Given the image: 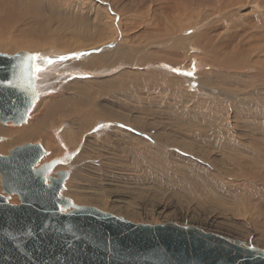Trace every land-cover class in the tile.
I'll return each mask as SVG.
<instances>
[{
  "label": "bare ground",
  "instance_id": "6f19581e",
  "mask_svg": "<svg viewBox=\"0 0 264 264\" xmlns=\"http://www.w3.org/2000/svg\"><path fill=\"white\" fill-rule=\"evenodd\" d=\"M192 1L168 0L170 9L164 5L163 18L155 15L151 21H146L141 33L125 37L130 41L127 44L130 48L120 43L110 51H101L104 46L100 42L108 39H100L103 28L98 21L99 14L94 15L93 23L72 26L66 39L50 32V37L39 45L20 41L26 50H40L37 53L51 47L55 49L43 54L22 51L34 54L35 68L44 69L34 77L35 92L41 99L34 104L24 124L0 125V153L23 142L42 141L48 150L47 158H51L59 132L63 147L72 151L81 142V136L92 129L95 119L111 122L100 121L96 127L100 131L92 137H88L89 133L83 137L78 160L97 159L92 150L100 146L108 151L112 144L115 147L111 151L116 152L117 157L114 154L109 160H115L114 165L118 159L126 161L127 164L118 162L125 172L130 171L129 166L136 173L142 170L144 174L139 179H153L158 184H154L156 197L163 199L166 192L179 193L185 200H198L214 211L231 209L240 217L250 214L254 225L264 226V0H215L217 13H226L201 25L187 20L191 18L189 7L195 3ZM59 3V8L52 7L60 11ZM175 10L180 14L175 15ZM63 16L69 18L67 26L74 23L70 21V14ZM188 32L190 41L196 45L193 53L185 51L186 39L181 37ZM113 35L110 34L109 39ZM143 38L149 42L146 47L139 46ZM0 48L13 52L14 46L8 43ZM94 50L96 53L91 54ZM45 58L53 63L46 64ZM186 59L191 60L185 63ZM124 68L132 71L125 72ZM85 69L93 72H85ZM138 70H147L148 74ZM42 72L48 75L47 80L50 74L56 79L46 83ZM189 72L191 75L187 74ZM62 81L68 83L65 88L68 94L62 92L42 99L53 84ZM192 87L197 90L190 89ZM147 97L161 100L153 110L145 109L142 104ZM67 118L71 121L68 129L50 130L56 125L61 128ZM120 124L133 126L128 129L134 134L161 128L162 133L155 132L156 136H152L158 146L144 147L145 140L119 129ZM101 130H108L109 134ZM118 134L127 136L128 141L124 142ZM71 156L69 153L65 158ZM219 163L220 169H214ZM75 176L77 178L78 174L73 178ZM70 182L67 179L66 184ZM66 187L73 191L72 185ZM70 195L72 204L95 200L93 196L81 195L78 189ZM159 200L154 212L161 213L166 205ZM10 202L17 200L13 197ZM61 210L65 213L68 208ZM125 210L128 208L124 207L123 212ZM134 211L130 216L139 214Z\"/></svg>",
  "mask_w": 264,
  "mask_h": 264
},
{
  "label": "water",
  "instance_id": "95a60500",
  "mask_svg": "<svg viewBox=\"0 0 264 264\" xmlns=\"http://www.w3.org/2000/svg\"><path fill=\"white\" fill-rule=\"evenodd\" d=\"M34 54H0V123L21 125L38 99ZM2 138H0V141ZM26 144L0 156V264H264V251L176 224H133L61 196L65 172ZM16 195L18 205L8 198ZM71 208L64 214L61 209Z\"/></svg>",
  "mask_w": 264,
  "mask_h": 264
},
{
  "label": "rangeland",
  "instance_id": "374dc122",
  "mask_svg": "<svg viewBox=\"0 0 264 264\" xmlns=\"http://www.w3.org/2000/svg\"><path fill=\"white\" fill-rule=\"evenodd\" d=\"M52 1H54V4L52 3L53 5H51ZM58 1L60 2L59 4H61L60 11H58L59 9L57 10L56 8H53L55 7L54 5L59 8L57 4ZM192 2L195 3L194 5L189 7L191 9V18H187V20H192V22H194V24L196 25L207 23V21H210L211 19H214L218 16H222L226 13H217V4L215 3V0H193ZM164 5L167 7V9H170V4L168 3V0H39L38 2H32L27 0H0V46H4L8 43H11L12 47L14 46V48L12 49L13 52H8L0 48V54L14 56L22 51L33 52L34 50L24 49L25 46H22L20 41L25 40L27 42H33L36 43V45H39L41 41L50 37V32L55 33V35L58 34V38L60 37L61 39H66L70 36V34L67 33H71L73 29L72 26L76 28L80 25H84V23L86 22H88V24L93 23L94 15L97 16V14H99L98 21H100L101 26L103 28V33L100 39H108V41L100 42V44H103L102 46H104L101 51H103L104 49H106V51H110L114 48V46L116 47V45L118 46L121 44L123 45V47L127 46V48H130L128 46L130 44V41L128 42V39L125 40V37L127 38L129 36H135L141 33L144 29L146 21H151L153 16L159 15L161 18H163L164 14L162 13V10H164ZM38 7H40V9ZM37 12L39 15L37 14ZM41 12L43 14H41ZM67 13L70 14V21L74 20V23H72L71 26H67L69 22L66 20H68L69 18L67 19V16H63ZM174 14L179 15L180 12L178 10H175ZM45 19L48 21H46ZM45 26L46 28H44ZM59 29L60 31H58ZM39 30L42 32H40ZM187 31L190 30H186L185 32ZM112 33L114 35L109 39V35ZM179 34L180 33H178V35ZM181 37L186 39V42L184 43L185 51L191 50L193 53L192 48H195L196 45L195 43H192L190 41L191 34L188 32V34L182 35ZM140 42L142 43V45L139 44L140 47H146L149 45V42H145V38L141 39ZM105 46L107 48H105ZM53 48L55 49V47H51L40 53H50L51 50H54ZM98 49H100V47L97 48V50ZM154 49L156 50L157 47H154ZM38 51L40 50L34 51L33 53L40 54L37 53ZM55 51L58 50L56 49ZM94 53H96V50L92 51L91 54ZM190 60L191 59H186L184 62L188 63ZM123 70H125V72L132 71V69L127 68H124ZM84 71L93 72L86 69ZM138 71L140 73L148 74L147 70ZM42 74V80H44L46 83L50 84V82H53L56 79L54 75L50 74L48 81V75L45 76L44 72H42ZM170 74L171 73H169V75ZM169 75L167 77H169ZM85 77L90 78L89 76ZM67 86L68 83H64V81L57 82L55 83V85L53 84L51 87V91H49V94L43 96L42 99L46 97V99H48L49 97L55 94L59 95L62 92L68 94L65 89ZM189 87L190 86H188V89ZM190 89H195V87H192ZM153 94L156 95L157 92L153 91ZM39 99H41V97L37 99L35 105L39 102ZM144 99L145 103H143L142 105L145 107V109L150 110H153V108L158 105V102L161 100L159 97H147ZM147 118H149V116ZM149 120H151V118H149ZM100 121L105 123H111L100 119H95L93 121L94 125L92 129L81 136L82 143L80 142L78 145L79 147L76 146L75 150L72 151L68 148L66 149L65 147H63V142L61 143L63 139L61 137V132H59L55 136V138L58 137V139H55L57 142L55 146V153L53 154L54 156L51 158H47L46 153V156L43 157L44 159L42 158V163L38 166L40 167L43 164L51 162L53 160L58 161V166L55 167V169H53L49 173L50 175L48 178L47 185L50 183V178L57 179L58 173L65 172L67 174V177L64 180V188L61 191V196L63 198H67L70 200V198H72L70 194L75 192V190L77 191L78 189L81 195L84 194L88 197L93 196L95 200L93 199L84 204L73 203L74 206H85L95 208L101 212L108 213L116 217H121L124 220L129 221L133 224L150 226L176 224L180 227H193L202 230L205 233L228 237L230 239L243 242L248 246L260 248L264 251V226L258 227L257 225H254L252 223L253 220L250 214L240 217L236 216V214H234L233 210L231 209L225 212H221L219 210L214 211V208L210 209V206L208 204L202 205L198 200H185L184 196L179 193L166 192L165 195H163L164 197H162L163 199L156 197V193L154 192V184H158L153 179H139L142 178L144 174L141 168V171L136 173V171L133 170L134 168L129 166L128 169L130 171L125 172L123 166L119 165L120 163L118 162L127 164L126 161H119L118 159L116 160V164L114 165L115 160H109V157L111 158L114 156V154H116V152L111 151L115 147L112 144H110L112 149L108 151H103L100 146L92 150L94 152L93 154L97 156V159H92L94 161L78 160V155L81 154L80 149L84 143L83 137L88 133V137L89 135L90 137H92V134L96 133V131H100L96 130V127L98 126ZM70 122V119L67 118L64 120V124L60 125L61 128L57 127L56 125L52 126L53 128L51 127L50 130L62 131L61 129H68V124H70ZM155 122H160V120H156ZM234 122L237 123L236 119L234 120ZM0 125L3 126L2 124ZM117 127L119 129H124L125 131L135 135L136 137H141V139L145 140L144 147L152 146L153 148H155V146H158V141L156 139H152V136H156L154 134L155 132L162 133L161 128L154 127L153 129L150 128L152 129L151 131H139L138 134H134L131 129H128L133 126H124V124H120ZM109 130L113 131V129ZM101 131L103 133L109 134L108 130ZM118 136L120 138L123 137L125 140L124 142L128 141V139L126 138L127 136L119 134ZM108 137V140L111 141L110 136ZM101 138H99V140H101ZM134 139L135 138L131 140L133 141V143L135 142ZM26 144H38L43 149H45V152H48L42 141H34L23 142L18 145H15L10 148L6 153H0V156H7L9 151L13 150L16 147H21ZM136 151H138V149ZM69 153H71L72 156L66 159L65 157ZM99 155H103V159L99 158ZM221 166V163H219L214 166V169H220ZM232 169L235 170L234 168H231V170ZM76 173L78 174V177L76 178L75 176V178H73ZM67 179L71 181L67 184L72 185L73 191L71 189H67ZM256 181H258V179ZM229 182L232 183L233 181L230 180ZM235 184H240V181L235 182ZM0 194L3 197H7V195L2 192L1 183ZM13 197L17 200V202H10L9 204H20V201L16 195H13L12 197L10 196L8 198V201H10V199ZM96 198L98 201L96 200ZM157 199H161L159 201H162L163 206L166 205V208L163 209V211L160 210L161 213H158L159 211L157 210H155L156 213L154 212L155 205L158 202ZM116 200L118 202H116ZM113 203L116 205L113 206ZM124 207L128 208V210H125L123 212ZM229 207L233 206L230 205ZM70 211L71 208H68V211H66L64 214H67ZM133 211L139 213L137 214L138 216H133L132 214L130 216V213H132ZM149 213H151V215ZM212 221L213 224L211 223Z\"/></svg>",
  "mask_w": 264,
  "mask_h": 264
},
{
  "label": "snow or ice",
  "instance_id": "6c2138e0",
  "mask_svg": "<svg viewBox=\"0 0 264 264\" xmlns=\"http://www.w3.org/2000/svg\"><path fill=\"white\" fill-rule=\"evenodd\" d=\"M32 59L34 60V59H36V57H32ZM45 63H46V64H52L53 61L49 60L48 58H45ZM42 70H44V69H42V68L39 67V66H37V67L35 68V71H36V72H39V71H42ZM174 71H178V70H175V69H174ZM187 74H188V75H191V72H189V73H187Z\"/></svg>",
  "mask_w": 264,
  "mask_h": 264
}]
</instances>
